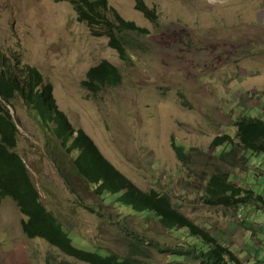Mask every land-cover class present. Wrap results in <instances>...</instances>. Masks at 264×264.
<instances>
[{
    "label": "rangeland",
    "instance_id": "374dc122",
    "mask_svg": "<svg viewBox=\"0 0 264 264\" xmlns=\"http://www.w3.org/2000/svg\"><path fill=\"white\" fill-rule=\"evenodd\" d=\"M144 2L154 17L137 9V0H109L126 20L149 30L146 35L123 32L128 39L123 41L127 57L122 58L107 36L95 35L79 19L70 0H0V67L9 56L16 64L36 66L52 84L59 109L107 159L139 187L167 189L183 213L231 240L243 264H262L264 204L258 207L252 198L242 206L212 205L205 186L213 172L235 173L216 156L213 139L225 133L236 137L239 117L258 115L264 108V0ZM104 60L119 68L122 83L91 91L84 84L88 71ZM12 115L19 126L18 151L41 199L71 234L85 239L77 245L123 257L138 249V259L143 253L146 261L170 260L152 242L168 245L181 242L180 237L120 204L103 209L80 178L74 179L80 192L73 194L63 177L71 173L75 151L68 153L61 142L49 143L21 97ZM175 141L188 153L185 162ZM248 157L239 184L264 196V152H249ZM58 158L66 172L53 161ZM23 218L15 201L6 197L0 206V264H50L49 258L59 256L70 264H91L59 253L43 239L29 238Z\"/></svg>",
    "mask_w": 264,
    "mask_h": 264
},
{
    "label": "trees",
    "instance_id": "16d2710c",
    "mask_svg": "<svg viewBox=\"0 0 264 264\" xmlns=\"http://www.w3.org/2000/svg\"><path fill=\"white\" fill-rule=\"evenodd\" d=\"M76 8L79 18L87 20L94 29L96 28L93 24L105 25L106 30L110 33L111 45L117 48L123 56L125 55V46L118 39L116 29L119 31L130 29L141 33L147 31L134 22L126 21L116 11H113L116 14L115 18L108 17L106 15L107 0H79ZM8 68L6 67V69ZM23 70L25 71L24 75L0 70V203L4 195H11L16 199L21 211L28 216V220L23 222V227L29 237H43L60 250L91 259L94 263H109L112 258L109 255L106 256L101 247H95L90 251L86 250L87 248L77 247L74 240L78 239V236L71 235L68 229L52 212L48 211L45 204L40 200L39 192L32 182L28 168L21 155L16 151L18 129L16 124L10 120L9 112L3 101H13L18 93L32 109L33 116L40 124L45 137L54 140L55 145L61 142V145L65 146L68 151L80 148L81 154L72 159L73 168L70 175L66 177L68 181H70V176L72 178L84 176L91 182L97 183L103 174L113 172L115 177L118 174L103 157L93 139L83 129L77 130L78 135L73 136L75 128L64 112L58 109L52 85L43 84V77L36 69L24 68ZM89 78L84 81V84H87L90 89H98L99 83L115 85L121 81L117 67L108 61L92 68L89 72ZM251 116L243 117L237 121L238 123L241 121L237 131L238 141L229 133L217 135L212 141V145L218 149L225 146L226 149L217 152V157L223 163L231 166L235 173L230 174L225 170H219L211 174L209 183L205 188L209 202H220L227 205L244 203L246 205L250 203L249 199L254 198V191L250 186L244 183L243 185L239 184L241 181L243 182L244 171L249 167L247 164L249 161L244 155V150L264 152V121L260 119L261 117L251 118ZM174 146L179 157L184 159L186 153L183 146L176 143ZM60 167L64 171L62 163ZM239 174H241V180L237 181L236 184L233 180L239 178ZM101 186L103 188L109 187V182H102ZM101 186L97 188V191L103 194ZM121 187L117 184L111 191L117 193ZM111 196L113 195L111 194ZM123 196L128 197L129 194L126 193ZM151 196L147 197L143 193H131L125 203L134 212L150 211L152 207L156 206L154 195ZM257 198L264 201L262 194H258ZM163 221L172 225V220L167 216L163 218ZM185 223L191 226L194 233L202 232L197 226L185 219L183 214L176 216L173 221L174 225ZM219 247L222 254L229 253L231 255L227 248ZM165 250L173 249L166 248ZM209 254L215 256L217 251L211 250Z\"/></svg>",
    "mask_w": 264,
    "mask_h": 264
},
{
    "label": "clouds",
    "instance_id": "9594fccd",
    "mask_svg": "<svg viewBox=\"0 0 264 264\" xmlns=\"http://www.w3.org/2000/svg\"><path fill=\"white\" fill-rule=\"evenodd\" d=\"M107 1H108V10L106 12V15L108 17H110V18L113 19V18H115V15H116L113 11H116V12H118V15L121 16L119 14V11L117 9H115V8H113V7H111L109 5V0H107ZM70 2L73 4V6H74V8H75V10H76V12L78 14V11H77V8L76 7H77V4H78L79 0H70ZM136 6H137V9H139L140 11H142L148 17L152 18V17L155 16L154 10H152L151 8H149L148 5L144 2V0H137ZM78 17H79V15H78ZM121 17L123 19H125L123 16H121ZM81 21H84V22H86L89 25V23H88L87 20H81ZM126 21H130V22H134L135 23V21H132V20H126ZM135 24L137 26H139V27H143V26L138 25L137 23H135ZM93 25H94V27L96 29H94L90 25H89V27L95 32V35H104V36H107L109 38V43H110V41H111L110 33L106 30L105 25L104 24H93ZM143 28L147 29L146 27H143ZM116 30L118 31L117 32V37H118V39L121 40L122 43H123V41H125L126 39H128L125 35H121V34H123L124 31H127V30L128 31H134V32H138L139 34H143V35H146V34L149 33V30L148 29H147V31H144L142 33L139 32V31L130 30V29H125L123 31H119L118 29H116ZM123 45H124V43H123ZM110 46L112 48L116 49L117 51H119L117 48L113 47L111 45V43H110ZM139 47H142V44H139ZM120 54H121V52H120ZM121 56H122V58H126L127 57L126 49H125V55L123 56L121 54ZM104 61H108V60H104ZM104 61H102L101 63L97 64L96 66L91 67L90 70L92 68H94V67L99 66ZM108 62L110 64L114 65L115 67H117L112 62H110V61H108ZM6 67H9V68L6 69ZM24 68H26V69L27 68L36 69L37 72H39L42 75V77H43V84L45 83V84L52 85L51 83H47L44 80L43 73L36 66H32V65H29V64H25V65L16 64L10 56L8 57V60H5V62H3V66L0 67V70L7 71L8 73H12V74L13 73L14 74L17 73V74L24 75L25 74V71L23 70ZM117 69H118V71H119V73L121 75V81L118 84L110 85L109 83H106V84L99 83L97 85L99 87L98 89H96V88H91L90 89V87L87 85V87L89 88V90L94 91V92H98L100 89H102L105 86H111V87L118 86L120 83H122L123 75L121 74V72H120V70H119L118 67H117ZM90 70L88 71L87 80L90 79L89 78V72H90ZM52 88H53V86H52ZM262 94L264 96V90L262 91ZM53 95H54V92H53ZM19 97H21V96L17 93L16 94V97H15V99L13 101H11V102L3 101V102H4V105H5V108L9 112V115L8 116H9L10 120L16 124L17 129H18V146L16 147V151L23 158V160H24V162H25V164H26V166L28 168V171L30 173L29 166L26 163L25 158L18 151V149H19L18 148L19 147V126H18V123L16 122V120L14 119V117L12 115V107L15 106V102L19 99ZM54 98H55V96H54ZM1 100H2V98H1ZM22 100L24 101V104L27 107V110H28V113L30 114V116L38 123L37 119H35V117L33 116L32 109L25 103V99L22 98ZM55 101H56V98H55ZM57 106H58V104H57ZM58 109H59V107H58ZM263 109L264 108H262L260 110V113H258V115L257 114L252 115L251 118L261 117L260 119H262L264 121V110ZM243 117H247V116H245V115L240 116L239 119H241ZM237 121L235 123V127H236V137L233 135V138H235L236 141L239 140V138L237 137V131L239 129V123L241 122L240 121L238 123ZM39 126H40V124H39ZM40 128H41V126H40ZM79 129H81V128H75L74 129V133H73V136L74 137L78 135V131L77 130H79ZM41 130H42V128H41ZM42 133H43V130H42ZM43 135H44V133H43ZM53 141L54 140L49 139V142L50 143H52ZM94 143H95V141H94ZM175 143L176 144H181L183 146V148H184V145L182 143H177L176 141H175ZM46 144H47V142L45 141V146H46ZM96 146H97V144H96ZM211 146L213 148H216V147H214L212 145V143H211ZM63 147L66 149V151L68 153H72L73 151H75L76 156H79L81 154L80 153V148H75V149H72V150L68 151L65 146H63ZM224 148H225V146L224 147H221L220 149H218V148H216V149L219 151V150H222ZM98 149H99V147H98ZM99 151H100V149H99ZM184 151L186 153L185 158L184 159H181L179 157V155H178L177 150H176L179 159L182 160L183 162H185L187 160V158H188V153H187V151H186L185 148H184ZM249 152L258 153V152H253L251 150H244V155L248 158L247 160L249 161V162H247L248 165H250V160H249V157H248V153ZM101 154L107 160V162H109L111 164V166L115 169V171L118 174L117 177H115V175H114L113 172H108L107 174H103L98 179V182L97 183L91 182L89 179H87L84 176L77 177V178H80V179L86 181L88 187L87 186H84L85 189L91 191L92 193H95L101 199V201L103 202L101 204V207L103 209H107V208H110L111 207L110 205H113L115 207L117 204H120V205H122L124 207H127V209L129 210V212L135 213L136 215H142V218H148V217H150L152 219L151 222L160 223L162 226H164L166 228V230H167L168 233L171 232V237L173 235L176 238H179L180 237L182 239V241L179 242V243L178 242L175 243L174 241L173 242H168V245H164L163 244L164 242H162L160 240H155V241L152 242L153 247H155L157 250L160 251L159 253L167 254L170 257V260L168 262H165V263H161V262H159L157 260H151V261L148 260V261H146L148 259V256L146 254H143L142 252L141 253H142L143 257L141 259H138L137 255H135L136 252L138 251V249L135 250V252L133 254L128 255L126 257H123V256H121L119 254H117V255L116 254L115 255L109 254V253L106 252V250L104 251V249L101 248V250L103 251V253L106 256L109 255L110 258H112L110 260V262L109 263H106V264H243V260H241L242 259V256L239 255V253L236 254L237 253L236 250L234 249V247L231 246V244H232V241L231 240H229L228 238H224V235L222 233L213 232L211 230V228H206L204 226L199 225L196 221H194L192 218H190L185 213H183L180 210V208L178 206V203L174 201L172 195L168 193V190L167 189H163V188H153V187H147V188H141V187H139L132 180L131 177H129L127 174H125L123 171H121L116 165H114L109 159H107L102 152H101ZM67 156H70V155H67ZM76 156H74V157H76ZM60 159L61 158L53 159V161L55 162V164L58 167L59 171L61 173H63V172H66V171L65 170L64 171L61 170V167H60L61 166ZM70 159L72 161L73 158H70ZM72 164H73V162H72ZM211 174L208 176V178L206 180V186L209 183ZM68 175H70V173H68ZM30 176H31V174H30ZM63 178L65 179V182H66L68 188L72 191L73 194L76 195L77 192H80L81 185L74 180L75 178H72L70 176V181H68L66 177H63ZM32 182H33L35 188L37 189V191L39 192V190L36 187L33 179H32ZM102 182H109V187L103 188L101 186V183ZM117 184L120 185V186H122V187L117 191V193H113L111 190L114 189L117 186ZM73 186H74L75 189L72 188ZM99 186L102 187V190L101 191L104 192L103 194L101 192H98L97 191V188ZM206 186H205V188H206ZM248 186H250V185H248ZM126 193H128L129 196H130L131 193H143L147 197L148 196L149 197H152L151 195L153 194L154 195V199H155L156 206L152 207V210H150V211H135L134 212L133 210H131L129 208V205L125 203V200H127L128 197H129V196L128 197L123 196ZM111 194L114 196V198H113V196H111ZM257 195L258 194L254 191V198L253 199H256L259 202L257 204V206L259 207L261 205V203L264 204V201H260L257 198ZM39 196H40V200L42 201L40 192H39ZM6 197H10L12 200H14L15 203H16V205L20 209V207H19L16 199L13 196H11V195H4V196H2L0 206H1V204L3 203V201H4V199ZM206 199L208 201V198L207 197H206ZM249 202H250V200H249ZM209 203L212 204V205H223V206H226V207L245 205L244 203H241L239 205H236V204L227 205L225 203H220V202H217V203L209 202ZM86 207L89 210L93 211V212L94 211H98V213H100L101 215H103L102 210L101 209L97 210L96 207H94L93 205L87 204ZM258 209H260V208H258ZM20 211H21V209H20ZM48 211L52 212L49 209H48ZM21 213H23V212L21 211ZM180 214H183V217L185 219H187L188 221H190L193 225L197 226L202 232L194 233L192 231L191 226L189 224H187V223H185L183 225H174L173 224V221H174L175 217L178 216V215H180ZM24 215H25V218H23L21 225H22V230H23L24 234L27 235L26 232H25V230H24V227H23V222L28 220V216L26 214H24ZM53 215L58 219V217L54 213H53ZM166 216L169 217L172 220V225H168V224H166L163 221V218L166 217ZM240 216H242V215H240ZM60 222L63 224V226H65L68 229V227L62 221H60ZM71 235H73V234H71ZM29 238H31V237H29ZM34 238L43 239L44 241L48 242L43 237H33L32 239H34ZM138 240H141V237H138ZM84 241L85 240L83 238L78 237V239L74 240V244L77 247L87 248L86 250H89L90 251L91 248H89L88 246H86V245L79 246V245L76 244V242H79V243H82L83 244ZM52 246H54V245H52ZM219 246L227 248V250L231 253V255L229 253H223L222 254ZM243 246H244V244H243ZM54 247H56V246H54ZM166 248H172L173 250H165ZM56 249L58 250L59 253L69 255V256H71L73 258H76L77 260L85 261V262H88V263H91V264H101V263H94L91 259L82 258L79 255H75V254H72V253H66V252L60 250L58 247H56ZM214 249L217 251V254L215 256H212V255L209 254V252L211 250H214ZM241 252L244 253V252H246V250H241ZM89 257L92 258V256H89ZM48 262L50 264L52 262H53V264H70L67 261H65L64 259H61L60 256L58 258H56L55 260L49 258ZM261 263L264 264V262H261Z\"/></svg>",
    "mask_w": 264,
    "mask_h": 264
}]
</instances>
